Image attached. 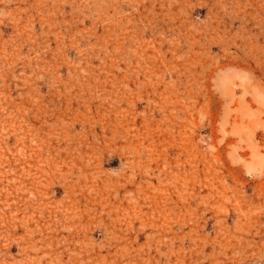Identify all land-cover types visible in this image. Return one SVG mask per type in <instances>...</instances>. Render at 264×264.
<instances>
[{"label": "rangeland", "instance_id": "rangeland-1", "mask_svg": "<svg viewBox=\"0 0 264 264\" xmlns=\"http://www.w3.org/2000/svg\"><path fill=\"white\" fill-rule=\"evenodd\" d=\"M0 264H264V0H0Z\"/></svg>", "mask_w": 264, "mask_h": 264}]
</instances>
